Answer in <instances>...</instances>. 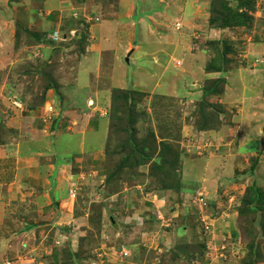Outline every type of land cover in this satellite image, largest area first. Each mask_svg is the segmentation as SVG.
Returning <instances> with one entry per match:
<instances>
[{
  "label": "rangeland",
  "instance_id": "obj_1",
  "mask_svg": "<svg viewBox=\"0 0 264 264\" xmlns=\"http://www.w3.org/2000/svg\"><path fill=\"white\" fill-rule=\"evenodd\" d=\"M72 1L85 7L82 11L84 13L80 15H83L82 19L85 17L82 23L86 22L85 19L89 20L88 16L91 18L86 30L84 28L76 32L77 26H73L74 29L69 28L66 22L61 29L71 30L73 33L69 32L66 38L59 37L56 41L49 36L47 38L59 51L51 55L50 60L41 61V55L29 60L24 57L22 64L17 62L14 67L6 65L0 69V133L5 131L4 127L7 125L3 123L2 114L13 106L17 107L19 103L23 106L19 105V109H26L22 102L25 96L28 97L26 102L30 100L38 106L44 105L48 92L51 100L54 98L50 105L41 109L37 107L31 111L20 112L17 120L12 122L16 128L25 124L34 129L23 130V138L14 137V133L8 136L11 140L9 144L13 143V150L10 154L0 153V157L6 156V162L11 164L6 165L4 159L0 158V172L7 170L14 174L15 167H21V164H16L18 156L15 151L18 153L21 150L19 144L22 140L28 146L26 151H29L33 138L36 142L34 147L41 150L38 155L40 162L51 164L53 156L48 152V148L52 140L49 137L53 138L55 133L75 131L76 123L88 131L89 128L85 125L88 120L96 118L97 110L103 108L102 102L106 108V113H102L106 124L100 120L97 133H89L86 142L82 138L79 143L80 155L72 152V156L65 159L66 161L63 160L73 173H81L73 188L76 194L72 199L75 207L83 208L81 214L85 220L81 223L83 228L80 227V231H85V234L78 237L77 249L74 251V223L62 224V221H59L61 209L58 205L63 196L54 201L52 193H48L45 200L38 205H32V197H25L19 204L18 197H9L11 193L15 194L13 187L8 190L7 187L0 188V232L7 226L14 229L22 226L26 229L34 225L35 228L38 223L51 224L50 220H53L51 226H44L41 231L40 228L36 231L37 235L47 237V249L51 247V255H41L44 264H123L124 261H129L130 257L127 256L128 253V258L123 255V249L119 246L136 242L140 237L141 244L142 240H148L149 243L154 240L158 246L163 247L166 233H169V236L175 235L178 225L185 223V219L181 216L172 217L169 211V204L173 205L175 200L181 202L183 196L173 187L178 178L182 179L183 162L199 161L203 164L205 161L206 168L199 171L197 178L208 180V174L211 173L210 160L219 158L214 162L212 169L219 171L222 164L225 174L223 178L226 181L222 185L217 183L216 187L211 185L212 191L209 190L216 194L214 201L218 208H209L208 211L205 208L204 214L200 213L204 221L210 224L208 235L203 233V224L198 219L201 216L197 209H194L193 196L187 206L186 219L194 228V240L186 239L188 235H182L176 241L185 244V254L188 257L176 256L172 252L169 255L163 251L158 253L160 256L157 263H264V0H241L240 6L237 0H218L220 4H232L231 6L239 8L244 14L241 25L230 24L225 27L217 23L209 24L212 0H186L184 3L188 2V6H191L187 15H190L189 18L194 17L192 28L187 31L183 29L184 25L176 20L183 12L179 6L174 9L179 14L172 11L171 16L169 15L172 3L170 0L169 4L166 0ZM168 5L170 7H167ZM76 13L78 12H75V15ZM95 22L108 25L107 29L110 31V38L101 55L102 64L97 62L100 61L99 54L96 56L89 53L87 61L84 57L89 41V29ZM185 25L189 26L187 23ZM78 27L82 28L79 24ZM133 32L135 43L124 47L125 51L122 49L121 52L115 53V60L111 51H108L115 43L126 40L127 35L131 38ZM82 34L87 35L86 44L80 41ZM16 39L22 41L20 36ZM14 49L18 50L17 45ZM131 49H134V52ZM218 53H224L228 63L223 62L224 64L220 65L221 61L217 59L215 64L213 59ZM210 61L215 67L220 65V69H206ZM96 65L98 70H95ZM214 81H218L217 84L213 83ZM209 86H214L216 91L204 95ZM161 95L166 97L162 99ZM43 96L44 100L41 99ZM88 100L91 105L87 104ZM164 101L171 103L165 105ZM197 104L204 106L201 109L203 114L198 113L199 126L193 124L195 118L190 115L191 112L194 113ZM112 113L118 117L121 115L124 121L122 123L115 117L111 121L114 126L110 130ZM246 121L253 129L251 132L254 137L250 131H245ZM89 124L91 126V123ZM105 129L106 136L102 145L96 149L100 152H95L96 155H101L103 162L94 164L92 160L90 165L93 153L86 149L87 155L81 156L82 148L91 144L92 139L101 143L98 134L103 137ZM5 136L7 134L0 138V150L3 146L9 149L4 145L9 141L4 142ZM224 136L229 138L224 140ZM246 136L249 138L246 139ZM244 138L247 141L246 146L243 143ZM68 142L70 148L75 145L76 140L68 138ZM144 144L150 146L151 154L156 147L151 155L152 159L159 160V154L163 151L161 156H165V160L174 166L173 170H153L151 176L148 164L133 167L139 159L141 145ZM40 146L42 149H38ZM75 156H79L76 161ZM226 160H230V164L223 168ZM78 164L80 166H77ZM252 164H255L253 170L250 169ZM184 170L194 175V164L186 163ZM219 176L221 173L217 175ZM90 180L93 183L91 187ZM70 189L72 188L67 190V195L71 198ZM254 189L261 193V202H249L255 194L252 193ZM128 192L131 194L128 195ZM148 193L151 195H146ZM159 196L163 198L164 205L151 206L149 199L158 200ZM202 196L206 199L205 192ZM165 198L169 202L165 201ZM136 205L138 211L144 214V217L137 215L135 219L140 227L134 222L132 225L112 223L110 218L113 212L120 211L117 214L123 215L125 207L131 211ZM146 207L149 209H144ZM180 211L183 209L180 208ZM75 212L78 213V210L75 209ZM229 221L233 224L225 225L224 228L228 230L229 227L230 235L223 234L220 240L217 239L221 223ZM231 232H234V236ZM223 237H227V241L231 238L237 242L234 254L228 253V256H234L233 260L226 261L217 255L215 248L223 242ZM187 240H190L191 244ZM202 245L206 246V252ZM208 246L214 249L209 250ZM199 248L203 250L204 256L192 259ZM1 249L6 253L3 244ZM228 250L231 252V246ZM145 254L149 256L150 251Z\"/></svg>",
  "mask_w": 264,
  "mask_h": 264
},
{
  "label": "crops",
  "instance_id": "obj_2",
  "mask_svg": "<svg viewBox=\"0 0 264 264\" xmlns=\"http://www.w3.org/2000/svg\"><path fill=\"white\" fill-rule=\"evenodd\" d=\"M172 1L171 3V7L168 5L167 7L171 8V11H168L169 15L171 16V12L174 11L176 12L174 9L175 6H179L180 10H182L183 12L181 14L178 15L176 20H179L178 22H180V24L184 25V28L182 26L183 29H185L186 31L190 28H192V23H194V17L189 18L190 15L188 14L189 11V7L188 6V2L184 3L186 0H170ZM166 2L168 3L169 1L166 0ZM169 4V3H168ZM85 7H81V5L79 4H75V2H73L72 0H0V69L4 68L6 65H9L11 67H14V65L16 66V63H21L25 57L26 60L32 59L33 57H36L37 55H41V61H43L44 59L46 60H50L51 55L56 54L57 51V46H54L53 44H50L49 41L44 42L46 43H40L38 44V41H36L35 43V39L34 38H28V35L24 34L22 31L23 29H27L30 31H33L35 33H40L41 35H43L45 33L46 38H48L49 35H51L53 32H58V34H60L63 38L65 36L66 38V34H64L65 31H63L62 26L68 22L67 24L70 23L69 28L74 29V27L71 25L74 22H77L78 20H80L82 16L81 13H84L82 11H84ZM75 12L77 15H75ZM86 15V13L84 14ZM85 18V17H84ZM89 21H91V18L88 16ZM65 20L63 23L62 21ZM77 20V21H76ZM72 21V23H71ZM98 21V20H97ZM188 24L189 26H186L185 24ZM174 24V23H172ZM108 25H101L99 23H94L93 25L90 26L89 29V41H88V45L86 47V55L85 57V61L88 60V54L89 53H94L96 56L99 54V58L100 61L97 62H102V53L104 52V49L106 47V43H108V39L110 38V31L107 29ZM16 32L20 33V37H21V42L19 41L18 43H16V38H15V34ZM132 36L131 38L129 37V35H127V39L123 40L121 39V41L123 40V42L120 43H115V45L112 46V48L106 49L109 50L108 52L111 51V55H114L115 53H119L121 52L122 49H124V47H128L131 46V44L133 45L135 43V33H131ZM68 38V37H67ZM49 40V39H48ZM51 41V40H50ZM111 42V41H110ZM113 43V42H112ZM17 45L18 50L16 51L14 49V47ZM109 45V44H108ZM134 52V49H131ZM36 51V52H34ZM105 51V52H106ZM125 51V49H124ZM19 52V53H18ZM25 52V55H24ZM107 53V52H106ZM15 54V55H14ZM115 60H117V55H114ZM25 60V61H26ZM113 61V60H111ZM20 64V66H21ZM102 64V63H101ZM98 65H96V69L98 70ZM16 69V68H15ZM14 69V70H15ZM150 70V69H149ZM153 73H151L152 75ZM78 75V73H77ZM173 79V78H172ZM23 94V93H22ZM91 94V93H90ZM172 93H169V95ZM89 95V94H88ZM87 95V96H88ZM18 98V97H17ZM24 98H28L27 96H25ZM19 100H21L20 98H18ZM54 99V98H53ZM52 99V100H53ZM51 98H50V93L48 92L46 94V101L44 103L43 106H32V107H27L26 109L22 108L19 109L18 106H13V108H10L9 110H6L5 114L3 115V123H5V131L0 133V138L2 139V135L3 134H7V136H5L4 138H6L4 140V142H7V140H9L10 138H8L9 135L12 136L11 133H14L15 136H20L23 138V134L22 131L23 130H30L32 131L33 129L25 126L21 125L19 127L16 128V126H14L12 124V122L16 121L18 116L20 115V112L23 113V111H31L34 110L35 108L37 109H41L43 108L45 105H50L52 102ZM102 101H104V98H102ZM15 102V101H14ZM88 105H91V102L88 100L87 101ZM103 103L101 102V106L103 108H99L100 110H97V116L95 119L92 120H88L85 127L89 128L88 131H85L82 129L84 126H77L74 129L75 131L73 132H60V133H55L53 138H51V136L49 137L50 140H52V142H50L49 148H48V152L50 151L51 156H53L52 162L50 163H42L39 160L38 155H40V151L41 150H36V148L34 147L35 145V140L32 139V141L30 142L31 146L29 151H26V147H28L24 142V140L21 141V144H19V147L21 148V150L17 153V150L15 151V155H17L18 157L16 158V162L18 161V163L16 164H21L19 166L15 167L14 170V174L10 173L9 171H5L3 173L0 172V188L4 189V187H7L6 190L11 189L12 187L15 189L14 193L15 194H10L9 197H12L13 195H15L16 197H18L19 200V204L22 203V199L25 197H32L33 199V203L32 205H38L39 203L43 202L46 198V194L48 193H52V197L54 198V201L59 200L61 196H63V199L61 200V203L58 205L61 209L60 210V217H59V221H62V224H69L71 222H73V226H75L74 231V238H73V250L76 251L77 249V239L79 236H82L83 234H85L83 231H80L83 226L81 225L82 221H84V217L81 214V212L83 211V208L79 206L75 207L73 205V197H69L67 195V190L69 188H74L75 185L77 184V179L81 176L80 172L77 173H73V171H71L72 169L69 168V165L67 166L66 163L64 161H66L65 159H67L72 152L73 153H77L78 155H80L79 153V149L81 148L79 143H81L82 138L85 140V142L87 141V136L89 133H93L98 131L97 129V124L98 122H101L100 120H103L106 124L104 117V114L106 113V108L105 106L102 105ZM21 106V105H20ZM23 107V106H21ZM85 107V106H83ZM33 108V109H32ZM51 108V106H50ZM105 109V110H104ZM104 110V111H102ZM52 112V111H51ZM104 113V114H102ZM91 123V126L90 124ZM243 124V123H242ZM39 127H41V124H39ZM90 126V127H89ZM247 126L245 128V131L247 130L251 132V127L250 124H248V122L246 121V125ZM11 127V128H10ZM95 127V128H94ZM43 130V129H42ZM83 130V131H82ZM45 131V130H44ZM252 133V132H251ZM253 134V133H252ZM52 135V134H51ZM101 137V143H97L95 141V139H92L90 142L91 144L85 146V151L84 148H82L83 150L81 151V156H86L87 154V150H89V153H93V155L90 157L92 159H90L89 163L90 165L92 164V160L93 163L95 164H100L103 162V159H101V155H96L95 152H98L96 149H98V146L102 145V142L106 136V129L104 130V136L102 137L101 134H98ZM254 137V134L253 136ZM68 138H73L76 140V143L73 147H68V145H70V142H68ZM229 137L228 136H224V140H227ZM246 139L249 138V136L245 137ZM243 139V143L244 146H246V139ZM21 140V138L19 139V141ZM57 140H59V144H57ZM11 140L8 141L6 145L9 149H6L4 146L1 148L0 153H2L3 155L6 154H10V151L13 150V143L9 144ZM55 142V144L53 143ZM65 142V143H64ZM40 144H42L43 142H39ZM52 144V145H51ZM77 144V145H76ZM2 145V142L0 141V146ZM10 146V147H9ZM38 149H42L41 146ZM87 149V150H86ZM55 150L57 152V156L54 157L55 154ZM96 150V151H95ZM100 152V151H99ZM253 152V151H252ZM88 153V154H89ZM86 154V155H85ZM8 156V155H7ZM72 156V155H71ZM6 156L0 157L3 158L6 162ZM58 157V158H57ZM94 157V158H93ZM229 158V157H228ZM79 159V156H75V161ZM219 158H213L210 160V170L211 173H209V177L208 180L201 177V178H197V174L199 173V171L203 170L202 168H206V162L204 161L203 164L200 163L199 161H194V162H183V166L185 167L186 163H190L191 165L194 164V175L189 172L187 173L186 170H184L183 167V172H182V179H181V194L183 195L181 197V202H179L180 200H175L173 201V205L169 204V211H170V215H172V217H180L185 219V223L181 222L180 225H178V228L176 229L177 233L173 236H169V233H166V237L164 239L163 242V247L158 246L157 243L151 242L149 243L148 240H142V244H141V239L140 237H138L136 239V242H132L130 244H125L121 247L124 251H126L128 253V257H130L129 261H124L123 264H158L157 262L159 261V256L158 253L160 252H168V254L170 255V249H174L176 244L180 243V242H176L178 240V238L182 235H188L186 236V239H191L194 240V237H192V233H194V228H192L191 224L188 223V216L187 215V209L190 205L189 200L192 199V197L195 195V193L202 191L203 194L205 192L206 194V208L208 211L209 208H218L217 203H215L214 200L215 199V193L210 192L209 190L212 191L211 188H213V186L211 185H215L217 183H220V185L225 184L226 179H224L223 177L225 176V174L223 173L224 170H222V164L220 167V170L218 171L217 169H212L215 165L214 162L218 161ZM56 162H55V161ZM64 160V161H63ZM62 161V162H61ZM83 157H82V162H83ZM220 161V160H219ZM70 162V161H69ZM7 164H11V163H5ZM50 164V165H49ZM73 165H76L74 163H72ZM230 164V160L227 161L223 164L224 167H227V165ZM49 165V167H48ZM77 166H80V164H78ZM7 168V166H6ZM200 169V170H199ZM206 170V169H205ZM189 171V170H188ZM229 170H227V172H229ZM185 172V173H184ZM221 173V176L217 177V175ZM193 175V176H190ZM207 176V175H205ZM204 176V177H205ZM215 177V178H212ZM228 179V178H227ZM91 180H95L93 178H91ZM90 180V187L93 185L92 181ZM230 183V182H229ZM102 184V183H101ZM233 184V183H232ZM83 185V189L84 184ZM88 185V184H87ZM230 185V184H227ZM28 187V188H26ZM230 187V186H229ZM236 187V186H235ZM230 192L232 190V187L229 189ZM228 190V191H229ZM91 194H93V192H91ZM131 193L128 192V195H130ZM146 195H151V194H146ZM160 199H149V204H151V206L156 207L158 205H164V201H162V197L159 196ZM212 199V200H210ZM167 200V202H169L168 199L165 198V201ZM131 201V200H130ZM129 201V203H130ZM31 202V201H30ZM179 202V203H178ZM69 203H71V207L69 206ZM67 205V206H66ZM197 204L194 203V209H198ZM20 206V205H19ZM68 207V208H65ZM136 208H134L133 210H128L129 208L125 207L124 208V213L123 215H119L117 214L120 211H116L113 212V216L110 218L112 223L114 224H118L119 222L123 223V225L126 224H133V222L135 223V225L137 227H140L138 222H135L136 216H141L144 217L142 214L143 212L138 211V207L137 205L135 206ZM180 208L183 209V211H180ZM191 208V206H190ZM75 209L78 210V213L75 212ZM131 209V208H130ZM144 209H149L148 207L144 208ZM185 211V212H184ZM11 213V212H9ZM39 213V212H38ZM53 212H51L52 214ZM186 216V217H184ZM52 217V216H51ZM146 218V217H145ZM182 219V220H183ZM52 223H54L53 220H50ZM49 224V222L44 223L43 225L41 223L37 224V227L34 228V225L28 226L26 229L22 226H17L16 229L11 228L9 226L5 227L4 231L1 230L0 232V240H1V245L3 244L5 246L4 251H6V253H18V252H24V251H32L33 253H36L37 255L41 256V255H45V254H50L51 253V247L49 248V250L47 249L48 245L45 243L47 241V237L45 235H37V230L39 229L40 231L43 229L44 226H51L52 225ZM57 224H59L60 222H55ZM41 224V225H40ZM79 224V225H78ZM190 224V226H189ZM231 221H229L228 223H221L222 227H219V233L217 235V239H221V235L224 234L225 235H230V231H229V227L228 230L225 227V225L227 226H231ZM42 228V229H41ZM237 229V228H235ZM234 229V230H235ZM73 231V232H74ZM4 235H2V234ZM188 233V234H186ZM232 236H234V232H231ZM14 234V235H13ZM34 240H33V239ZM33 241V242H32ZM190 241V240H187ZM190 241V244H191ZM194 242V241H193ZM7 247H6V244ZM34 243V245H32ZM94 243V242H93ZM149 244V245H147ZM172 244V245H171ZM47 246V247H46ZM28 249V250H27ZM150 251L149 256H146V252ZM143 252V253H142ZM3 253V252H2ZM180 257H184V255L182 256V252L179 253ZM51 255V254H50ZM126 256V255H125ZM126 256V257H127ZM127 257V258H128ZM80 260V259H78ZM261 264H264L261 262Z\"/></svg>",
  "mask_w": 264,
  "mask_h": 264
},
{
  "label": "trees",
  "instance_id": "obj_3",
  "mask_svg": "<svg viewBox=\"0 0 264 264\" xmlns=\"http://www.w3.org/2000/svg\"><path fill=\"white\" fill-rule=\"evenodd\" d=\"M75 1H78V2H82V1H86V0H75ZM237 3H238V5L240 6V4H241V0H237ZM232 5V4H231ZM230 4H220V2H218V0H212V2H211V4H210V6H212V7H210V18H209V24L210 25H212V24H214V23H217V24H219V25H221V26H223V27H225V26H229L230 24H232V25H241L242 24V21H243V18H244V14L241 12V11H239L238 9L239 8H235V7H233V6H231ZM229 6V7H228ZM84 19V18H83ZM83 19L81 18L80 20H76L77 22H75V23H72L71 25L72 26H77L76 27V32L77 31H81V30H83L84 28V30H86V28H88V23H89V20H86L85 19V21L86 22H84V23H82L83 22ZM78 24L79 25H81L82 26V28H80L79 29V27H78ZM68 26H70V23L68 24ZM24 34H26V35H28V38H34V37H36V39H35V43H36V41H38V44H40V43H44V42H46V41H48L47 40V38H46V35H45V33L43 34V35H41L40 33H35V32H33V31H30V30H25V29H23V31H22ZM69 32H70V30L68 31H65L64 33H66V35L68 36L69 35ZM16 36V38H18L19 36H20V33H18V34H16L15 35ZM86 36L87 35H83L82 34V36H80V41L83 43L84 42V44H86V41H87V39H86ZM49 42H51L50 40H49ZM16 43H18V39H16ZM81 48H82V50H83V46H81ZM216 57H218V58H216ZM215 57V59H213V62L216 64V60L217 59H219L221 62H220V65L221 64H224L223 62H227L228 63V59L224 56V53H222V54H217V56ZM222 57V58H221ZM214 63H212V61H210L209 62V64L208 65H206V69H209V70H213V69H216V68H218V69H220V65H218V66H214ZM217 82L218 81H214L213 83H216L217 84ZM48 84H50V83H48ZM215 86V85H214ZM214 86H209L206 90H205V92H204V95H207V94H211V93H214L216 90L214 89ZM48 88V86L46 87V89ZM215 90V91H214ZM46 91V90H45ZM44 91V92H45ZM203 95V96H204ZM161 97H162V99L163 98H165L166 96H162L161 95ZM25 99H27V98H23V100H22V102H23V104L24 105H26L27 107H32V106H36L37 104H35V102H30V100L29 101H25ZM42 100H44L45 99V96H43L42 98H41ZM158 99V98H157ZM169 100H171V98H168ZM43 102V101H42ZM166 104L165 105H169L170 103H171V101L170 102H167V101H164ZM202 105H199V104H197L196 105V109L194 110V113L193 112H191L190 113V115L192 114V116L195 118V122L194 121H192L193 122V124H197V118H198V113L200 114V115H202L203 113H201V109L204 107H201ZM189 115V116H190ZM115 117L116 118H118L119 120H120V122H122L123 123V119L121 118V115L118 117L115 113H112V117H110V122H109V129L111 130V127H113L114 125H112L111 124V121L112 120H114L115 119ZM55 123H56V121H54ZM54 122H53V124H54ZM122 125V124H121ZM198 125V124H197ZM196 125V126H197ZM117 126V125H116ZM199 126V125H198ZM108 133H109V131H108ZM109 135V134H108ZM111 136H113L112 134H110ZM117 135V134H116ZM115 135V136H116ZM117 137V136H116ZM154 141V140H153ZM150 146L147 144V145H141V151H140V155H139V159L135 162V164L133 165V167H136L137 166V168L140 166V165H143V164H148L149 165V167H150V175L151 176H153V170H156V171H160L161 172V170H163V171H171V170H173L172 168L174 167L170 162H168L167 160H165V159H167V158H164L165 156H161V154L163 153V151L162 152H160V154H159V160H156V159H152V154H153V152H154V150H155V148L153 149V151H152V154H151V149L149 148ZM162 149V148H161ZM174 150V149H173ZM126 160V159H125ZM165 160V161H164ZM166 164H167V166H166ZM255 164H252L251 165V170H253L254 169V166ZM136 172H137V170H136ZM137 176V175H136ZM181 180L178 178L176 181H175V183H174V185H173V187H174V189L175 190H177L178 192L181 190ZM167 187V186H166ZM255 190L256 189H254V190H252V193L254 194V196L253 197H251L250 199H249V202L250 203H253L255 200H257L258 202H261L262 201V196H261V193L260 192H258L257 190V192H255ZM247 211V209H245L244 210V212H246ZM240 213H242V210H240ZM1 247H2V245H1ZM202 247H203V250L205 249V252L207 251L206 250V246L205 245H202ZM201 248V247H200ZM199 248V249H200ZM203 250L202 249H200L196 254H194V256H193V258L192 259H196L197 257H201V256H204L203 254H204V252H203ZM173 253V254H175L176 256H180V252H182V256L184 255V256H186V257H188V255L187 254H185V244L184 243H182V242H180V243H178V244H176V246H175V248L174 249H170V253ZM52 253V252H51ZM12 254V253H11ZM45 255H47V254H45ZM254 256H256V254H254Z\"/></svg>",
  "mask_w": 264,
  "mask_h": 264
},
{
  "label": "built area",
  "instance_id": "obj_4",
  "mask_svg": "<svg viewBox=\"0 0 264 264\" xmlns=\"http://www.w3.org/2000/svg\"><path fill=\"white\" fill-rule=\"evenodd\" d=\"M70 33H73V31L70 30ZM49 37L52 40H58L59 37H62L60 34H58V32H53L51 35H49ZM63 38V37H62ZM61 38V39H62ZM63 40V39H62ZM180 63V62H179ZM70 196L71 197H75L76 194V190L75 189H70ZM202 192L199 191L196 193V195L194 196V203L197 204V212L201 214H204L203 212L205 211L207 202L204 196H202ZM201 216V215H200ZM199 221L203 224V233L205 235H208L209 229H210V224L206 223L204 221L203 216H201V218H198ZM227 237H223V242L221 244H219L218 247L215 248V250L217 251V255L218 257H222L223 260L227 259H232L234 256H228V253L230 254H234V248L237 247V242L233 241L231 238H229V240H226ZM226 243V245H224ZM231 246V252L228 250ZM209 250H211V246H208ZM214 249V248H212ZM214 250V253H216ZM123 255H126L127 252L126 251H121ZM230 254V255H231ZM41 256H37L36 253H33L32 251H25V252H21V253H15V254H11V252L9 253V255H6V253H2V249H1V240H0V264H44L43 260H41Z\"/></svg>",
  "mask_w": 264,
  "mask_h": 264
},
{
  "label": "water",
  "instance_id": "obj_5",
  "mask_svg": "<svg viewBox=\"0 0 264 264\" xmlns=\"http://www.w3.org/2000/svg\"><path fill=\"white\" fill-rule=\"evenodd\" d=\"M130 53V52H129ZM129 53L127 54V56L125 57V60L128 61V55ZM263 131H264V125H263Z\"/></svg>",
  "mask_w": 264,
  "mask_h": 264
},
{
  "label": "clouds",
  "instance_id": "obj_6",
  "mask_svg": "<svg viewBox=\"0 0 264 264\" xmlns=\"http://www.w3.org/2000/svg\"><path fill=\"white\" fill-rule=\"evenodd\" d=\"M195 196V195H194ZM233 260V259H232Z\"/></svg>",
  "mask_w": 264,
  "mask_h": 264
}]
</instances>
